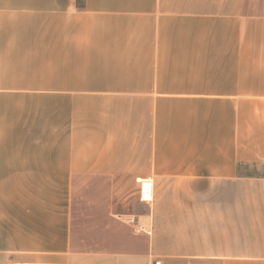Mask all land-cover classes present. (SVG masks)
I'll list each match as a JSON object with an SVG mask.
<instances>
[{"label":"crops","instance_id":"1","mask_svg":"<svg viewBox=\"0 0 264 264\" xmlns=\"http://www.w3.org/2000/svg\"><path fill=\"white\" fill-rule=\"evenodd\" d=\"M154 261L264 264V0H0V264Z\"/></svg>","mask_w":264,"mask_h":264},{"label":"rangeland","instance_id":"2","mask_svg":"<svg viewBox=\"0 0 264 264\" xmlns=\"http://www.w3.org/2000/svg\"><path fill=\"white\" fill-rule=\"evenodd\" d=\"M103 187L104 190L107 186V183L104 182L103 180H96V179H90L89 178H85L82 179V183H81V207H85V209L81 208L82 214H89V212L92 213V220L94 221L95 218L98 219H103L101 218V214L104 212L103 210H95V209H88L89 206V202L92 201H97V203L101 202L103 203L106 200V196L108 195L106 192H102L103 190L100 187ZM93 188H97L93 191ZM101 189V192H98ZM145 196H147V192L144 193ZM94 198V199H91ZM92 200V201H90ZM84 212V213H83ZM104 217V216H103ZM82 221L86 222L85 224L81 225L82 228V236H88V228H89V224L88 218H83L81 219ZM119 228V227H118ZM115 229V226H114ZM119 230V229H118ZM85 232V233H83ZM109 236H111V234H109Z\"/></svg>","mask_w":264,"mask_h":264},{"label":"built area","instance_id":"3","mask_svg":"<svg viewBox=\"0 0 264 264\" xmlns=\"http://www.w3.org/2000/svg\"><path fill=\"white\" fill-rule=\"evenodd\" d=\"M153 264H160V262L159 261H154Z\"/></svg>","mask_w":264,"mask_h":264}]
</instances>
